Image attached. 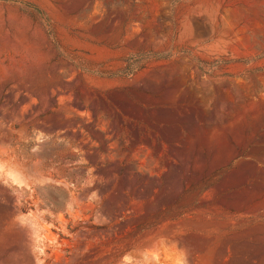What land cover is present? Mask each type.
<instances>
[{
    "label": "rangeland",
    "instance_id": "obj_1",
    "mask_svg": "<svg viewBox=\"0 0 264 264\" xmlns=\"http://www.w3.org/2000/svg\"><path fill=\"white\" fill-rule=\"evenodd\" d=\"M0 264H264V0H0Z\"/></svg>",
    "mask_w": 264,
    "mask_h": 264
},
{
    "label": "trees",
    "instance_id": "obj_2",
    "mask_svg": "<svg viewBox=\"0 0 264 264\" xmlns=\"http://www.w3.org/2000/svg\"><path fill=\"white\" fill-rule=\"evenodd\" d=\"M125 75H131L132 73H134V70H129V68H126L123 72ZM125 77H129V76H125Z\"/></svg>",
    "mask_w": 264,
    "mask_h": 264
}]
</instances>
